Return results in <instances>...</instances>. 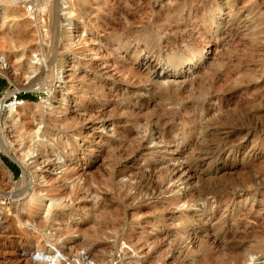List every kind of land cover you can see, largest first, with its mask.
I'll list each match as a JSON object with an SVG mask.
<instances>
[{
  "label": "rangeland",
  "instance_id": "1",
  "mask_svg": "<svg viewBox=\"0 0 264 264\" xmlns=\"http://www.w3.org/2000/svg\"><path fill=\"white\" fill-rule=\"evenodd\" d=\"M1 11L0 264H264V0Z\"/></svg>",
  "mask_w": 264,
  "mask_h": 264
},
{
  "label": "bare ground",
  "instance_id": "2",
  "mask_svg": "<svg viewBox=\"0 0 264 264\" xmlns=\"http://www.w3.org/2000/svg\"><path fill=\"white\" fill-rule=\"evenodd\" d=\"M119 4V3H118ZM7 12H0V28L3 27L4 23H5V20L7 19ZM122 20V19H121ZM8 24V23H6ZM5 34V33H4ZM26 53V51L24 50L23 52H21L20 54H23ZM18 54V55H20ZM17 55V54H16ZM144 64V63H143ZM0 72L1 74H5L4 76L8 75L10 76L11 73H10V70L8 68V65L5 63L4 61V58L0 56ZM12 72V71H11ZM13 75V74H12ZM12 77V76H10ZM34 86V84H32ZM36 85V84H35ZM35 89V88H34ZM9 110V109H8ZM39 131V130H38ZM37 131V132H38ZM40 135V134H39ZM132 137V136H131ZM116 144V143H115ZM3 148V147H2ZM7 154L10 155L9 152H7ZM25 156V155H24ZM13 156H11L12 158ZM14 160H16L14 157L12 158ZM23 168V167H22ZM24 171L26 170L25 168H23ZM141 175V174H140ZM142 176V175H141ZM142 179V178H141ZM27 180V175L25 174L24 176V181ZM151 181V180H150ZM29 185H31V183H28ZM28 185V186H29ZM20 191V190H19ZM18 191V192H19ZM28 191V190H27ZM26 190L23 192H14V195L16 197L24 194L25 192H27ZM29 192V191H28ZM4 195V194H3ZM106 195V194H105ZM5 196H11L10 194H5ZM42 201H43V196L40 195L39 192H34L33 195H32V200H31V204H32V207H31V210L28 211V214L26 216H19L20 220L22 222H29V223H32L33 225L37 226L38 228L44 230L46 229V227H48L49 224H51L56 218L55 216L60 213L62 214L67 208V206L65 205V202H63L62 198L59 199L57 198V200L55 199H52V202L49 206V209H48V212L50 214V216L47 218V219H42L38 214V209L39 207H41L42 205ZM66 212V211H65ZM47 215V214H46ZM43 217V216H42ZM114 246V245H113ZM95 251V249H94ZM28 252V251H26ZM53 252V251H52ZM55 253V252H54ZM54 257V255H53ZM57 264H60L59 262Z\"/></svg>",
  "mask_w": 264,
  "mask_h": 264
},
{
  "label": "trees",
  "instance_id": "3",
  "mask_svg": "<svg viewBox=\"0 0 264 264\" xmlns=\"http://www.w3.org/2000/svg\"><path fill=\"white\" fill-rule=\"evenodd\" d=\"M1 87H2V81L0 80V88ZM18 97L23 98V99H33V100L38 99L37 96H35L34 94H31V93H21L18 95ZM6 161L9 163V165L11 166L13 171H15V172L18 171V167H17L16 163L11 162L9 159H6Z\"/></svg>",
  "mask_w": 264,
  "mask_h": 264
},
{
  "label": "water",
  "instance_id": "4",
  "mask_svg": "<svg viewBox=\"0 0 264 264\" xmlns=\"http://www.w3.org/2000/svg\"><path fill=\"white\" fill-rule=\"evenodd\" d=\"M40 259L44 260V259H48V257L44 256L43 254H38Z\"/></svg>",
  "mask_w": 264,
  "mask_h": 264
},
{
  "label": "built area",
  "instance_id": "5",
  "mask_svg": "<svg viewBox=\"0 0 264 264\" xmlns=\"http://www.w3.org/2000/svg\"><path fill=\"white\" fill-rule=\"evenodd\" d=\"M1 89V88H0ZM15 98H18V95H15Z\"/></svg>",
  "mask_w": 264,
  "mask_h": 264
}]
</instances>
